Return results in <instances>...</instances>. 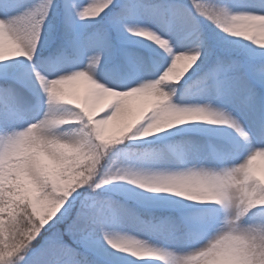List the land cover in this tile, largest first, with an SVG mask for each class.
Returning a JSON list of instances; mask_svg holds the SVG:
<instances>
[{"label": "clouds", "instance_id": "obj_1", "mask_svg": "<svg viewBox=\"0 0 264 264\" xmlns=\"http://www.w3.org/2000/svg\"><path fill=\"white\" fill-rule=\"evenodd\" d=\"M242 2L259 4L260 0ZM102 10L96 8L92 12L99 14ZM216 26L231 37L264 49V14L234 12ZM148 38L170 55L171 60L155 79L131 90L135 95L150 97L153 103L143 114L147 122L139 127L129 126L124 135L129 139L152 136L190 121L229 123L214 113L180 107L171 102L177 93L173 85L181 82L196 63L199 53H173L167 40L154 34ZM30 51V48L26 52L19 45L6 42L0 34V59L11 54L28 55ZM98 67L97 64L91 70L92 75L81 70L47 81L48 96L61 105V109L55 114L49 111L42 119L19 130L8 145L7 155L0 154V260L17 245L30 243L77 189L88 185L94 190L100 184L123 180L148 192L172 193L189 201L210 202L225 208L218 229L210 233L200 247L176 255L173 264H264V221L243 222L252 209L264 207V147L253 149L231 169L203 168L171 174L173 171L133 172L110 165L108 171L100 174L96 171L102 154L98 144L120 143L123 136L103 138L102 122H95L93 128L98 143L93 142L83 128L63 129L65 125L81 122L79 113L72 109L85 110L65 94V86L73 81L87 79L93 85V101L108 93L127 95L100 85L93 78ZM86 114L92 123L94 117L90 108ZM236 131L239 133V129ZM241 138H246V134ZM239 174L243 175L242 180L238 178ZM21 175L27 177V184L17 182ZM98 175L99 181L96 179ZM251 180L257 181L260 188L250 186ZM9 218L20 221L21 230L6 234L5 225ZM102 235L114 254H124L117 258L119 264L161 260L155 248L137 236L107 230ZM16 264H26L25 257L18 256Z\"/></svg>", "mask_w": 264, "mask_h": 264}, {"label": "snow or ice", "instance_id": "obj_2", "mask_svg": "<svg viewBox=\"0 0 264 264\" xmlns=\"http://www.w3.org/2000/svg\"><path fill=\"white\" fill-rule=\"evenodd\" d=\"M54 6L55 0H43L41 4L32 9L26 10L19 16L7 19L0 18V34H2L3 39L6 42L19 45L26 52H28L29 48L31 49L28 55L11 54L4 59H0V64L7 65L0 70V102H4L9 109V112L3 116L2 120H0V154L4 156L7 155L8 145H10L16 138L19 131L13 130L14 117L16 115V111L13 110L18 111L27 106L30 101L29 94L31 91H34L36 85L39 86L45 96L47 110L44 113V116L47 115L49 111L53 114L57 113L61 109V105H59L54 99L50 100L46 91L48 86L47 81L55 80L59 76H65L69 73L81 70L88 71L89 74L92 75L91 70L97 64L100 65L101 63L102 57L100 51L111 49L113 47V42L124 38V33L127 32L130 35L146 39L158 47L160 56L158 67H156L155 70L153 69L152 57H142L140 60L143 65V74L125 83H112L107 80L97 79L95 74L93 75V78L100 85H104L109 89H114L121 94L126 93L127 95H113L108 93L93 101L91 99V89L93 88V85L90 84L87 79L73 81H83L86 83L87 87L82 96L64 88L66 96L71 97L76 103H79L85 109L84 111H81L79 108L72 109V111L79 113L81 122L76 125L63 126L65 131L70 128H83L89 138L92 139L93 142L98 143L95 140L93 128L95 122H102L101 133L103 138L115 139L116 137L123 136L122 142L120 143H113L110 145L98 144V147L102 149V154L98 158L96 171L100 174L101 169L112 150L129 139L127 135H124L129 126L139 127L147 122V118L144 117L143 114L151 107L153 101L150 97L135 95L131 90L144 84L146 81L155 79L160 71L163 70V67H166L171 60V58H168L171 57L170 55L160 48L153 39L148 38L150 35L154 34L157 37L167 40L173 51L172 41L167 36L162 35L161 31L157 30V26H166L169 29L180 28L192 38L187 43L195 42L198 44L202 38L198 26V21L200 20L206 21L208 24L218 28L216 24L221 19L234 12L253 11L264 14V0H260L259 4L250 5L243 3L242 0H163V2L159 3L155 2V0H87V2L84 3H77V0H64L63 8L66 12V18L69 24H73L75 19L100 20L106 18L108 27L98 29L88 38L86 48L93 50L95 54L87 57L88 62L86 65H58L53 67L46 74H42L41 71L33 70L35 78V84H33L27 80L19 78L16 75L14 66L7 64V62L16 58H26L29 63H32L37 59V50L41 47L44 22L47 19L48 13ZM96 8H102L103 10L100 11L99 14H93L92 10ZM146 19L151 21L153 26L143 24L142 22ZM110 32L111 36L109 35ZM223 33L227 35V33ZM251 51L254 56L258 54L261 59L259 61L252 60L248 64H228L226 65V72L220 73L214 70L208 73L206 79L214 86V92L218 97L234 98L250 110L254 117L259 113V120L262 128L261 132H254L250 125L244 124L238 118L222 109H214L210 105L179 104L175 101L176 95L173 96L171 101L173 104L180 107L197 108L208 111L229 121V123L208 124H223L228 126L231 124L235 126L231 128L235 130L238 138L230 136L227 141L214 145L213 151L230 154L232 158L238 160V162L220 169H231L235 165L241 163L245 156L253 149L264 147V97L260 95L261 89H264V52H259L258 49L255 48H252ZM67 52L68 49H65V54ZM179 52L199 53L196 63L187 73L192 71L199 63H202L201 56L204 53L201 52L199 47L185 46L179 51H173V53ZM219 64L220 62H218V65ZM89 108L94 117L92 123L89 122V117L86 114ZM98 113L102 114L98 115ZM114 121L118 122L115 131L110 128V125ZM184 124L186 123L178 125ZM237 129H239V133L236 131ZM244 134H246V138L242 139L241 137ZM200 147L202 148L203 146ZM206 158V156H197L195 162L202 163ZM185 163H193V161H187ZM203 168L206 167H185L183 170L173 171L171 174H179L185 170L191 171L193 169ZM128 169L133 172H143L141 170ZM238 178L242 180L243 175L239 174ZM96 179L99 181L100 176L98 175ZM107 184L109 183L100 184L99 187H96L93 191H96L100 189L101 186ZM249 185L256 187L257 189L260 188V185L255 180L249 181ZM85 187L89 188L88 185H85L82 188ZM82 188L77 189V191L68 198L67 202L59 212H57L42 229L38 230V235H36L30 243L26 242L24 245H17L9 251L2 260H0V264H16L18 256H24L26 264H28L27 258L35 247L32 242L45 232L53 233L50 246L54 248L57 253H72L71 259L67 260L65 264H101L98 257L94 256L95 234L98 230L100 232L105 231V214L109 211L122 210L123 206L118 204L105 205L96 201H84L83 203H79V207H77L74 202L76 201V197L80 195V190ZM175 196L183 198L182 196ZM216 206V208L204 210L200 216L194 219L180 216L170 218L167 223L176 233H183L193 227H197L201 230L203 236L207 238L210 233L218 229L225 213L224 207H221L220 205ZM246 218L248 223L257 220L264 221V207L252 209L248 212ZM21 227L22 225L20 221L9 218L5 225L6 234L8 232L19 231L21 230ZM69 238L82 245L81 252H76L74 249L68 248L65 241ZM153 247L161 257L160 261H165L166 264H173L176 259L174 253L166 252L155 246ZM112 255L116 254L113 253ZM115 264H119L118 260L115 261Z\"/></svg>", "mask_w": 264, "mask_h": 264}, {"label": "rangeland", "instance_id": "obj_3", "mask_svg": "<svg viewBox=\"0 0 264 264\" xmlns=\"http://www.w3.org/2000/svg\"><path fill=\"white\" fill-rule=\"evenodd\" d=\"M43 0H0V18H11L21 15L23 10L32 9L35 6L41 4ZM87 0H77V3H84ZM157 3L163 2L156 1ZM64 0H55V6L48 13L47 19L44 22L43 33L41 37V47L38 48L37 59L29 63L26 58H16L12 61H8L7 64L14 66L16 75L20 78L26 76L28 79L35 81L33 70L41 71L42 74H46L53 67L58 65L77 64L84 66L87 64V57L95 53L86 48L88 38L94 32L87 29L96 24L100 20H79L75 19L73 24H69L66 18V12L63 8ZM55 21H59L63 26L75 29L78 36L72 44H62L58 52L48 51L50 45L54 42ZM206 32L210 35L209 41L216 42L218 36L215 35V31L208 28L206 21ZM139 23V22H137ZM145 25L153 26L151 21L144 20L142 22ZM198 26L201 34V40L197 44L187 43L192 38L187 35L186 32L180 28L169 29L166 26H157V30L161 31L162 35L167 36L173 45V51H179L182 47L192 45V47H199L201 52L205 42V29L201 21H198ZM212 27V26H211ZM213 28V27H212ZM111 36V32L109 33ZM228 39V36H224ZM208 38V35H207ZM206 38V39H207ZM227 41V40H226ZM229 43V41H227ZM226 47V46H222ZM237 48V47H234ZM65 49L68 52L65 54ZM258 49L259 52H264L262 49ZM47 51V52H45ZM102 57L101 63L95 71V76L100 80H107L112 83H125L131 79L143 74V65L140 58L152 57V67L155 70L160 62L158 47L146 39L130 35L127 32L124 33V38L118 39L113 42V47L108 50L100 51ZM248 56L257 58L259 55H253L252 51L248 52ZM122 59L129 63H132L133 70L131 74L126 75L119 67L117 59ZM169 59L171 57H168ZM245 64L240 58H232L231 64ZM7 65L0 64V70ZM195 69V68H194ZM193 69V70H194ZM192 70V71H193ZM190 71L186 74L189 77L192 73ZM215 71L220 73L226 72V66L219 68ZM206 78V77H205ZM204 78V79H205ZM207 80V79H206ZM87 85L83 81L73 82L70 85H66L69 91L76 93L77 95H83ZM177 89L175 101L179 104L190 105H210L214 109H222L232 116L238 118L244 124H247V112L241 108L237 100L234 98H220L214 92V86L207 80L206 84L197 85L192 89L178 91V87L173 85ZM30 105L38 112L43 118L44 113L47 110L45 102V96L39 89L31 91ZM260 95L264 97V89H261ZM207 100H210L208 102ZM208 102V103H207ZM16 111L14 117L13 130H21L32 121L24 114V111ZM9 112L6 104L0 102V120L3 116ZM102 113H98L100 115ZM250 119L256 124L258 128H261L259 113L254 117L250 114ZM118 122H112L110 128L115 131ZM230 136L238 135L235 130L228 125H211L203 121L188 122L184 125H178L172 128L168 134L157 133L149 137L135 138L136 141L142 143L156 142L162 138L168 137L174 139V151L180 153L182 157H177L175 154L167 151L163 146H147L133 158H130L131 154L125 150L122 152V157L129 159V167L134 170L141 171H180L185 167L197 166L206 167L212 169H220L222 167L231 166L233 163L238 162L234 160L230 154L220 151H213V141L225 142ZM205 139L206 141H204ZM213 140V141H212ZM200 146H203L202 148ZM129 152V153H128ZM197 156L207 158L202 163H196ZM187 161H193V163H185ZM122 189V196H109L105 200V205L118 204L123 206L122 210L109 211L108 220H104V225L107 226V231L115 232H127L133 236H137L140 239L146 241L152 246L160 248L166 252L174 253L175 255L186 254L198 247H200L206 240L201 230L197 227H193L183 233H176L172 230L167 221L170 218H176L179 216H185L189 219H194L202 214V212L209 208H216L217 206L210 202H192L187 201L184 198L177 197L171 193H142L140 188L136 185L129 184L127 181L118 180ZM20 184H27V177L21 175L17 180ZM30 194H34L31 192ZM157 211L160 213V217H154L153 213ZM154 217L153 221L147 222V219ZM248 224L247 218L243 221ZM109 225V226H108ZM105 230V228H104ZM95 250L94 256H97L101 261V264H115V261L119 256L124 254L115 253L114 250L106 244L103 239L102 232L99 230L95 234ZM69 249H74L76 252L82 251V245L68 246ZM71 252H65L58 254L52 259L48 260L47 264H65V262L71 259ZM28 264H43L46 256H42L36 253H31L28 256ZM137 264H166L165 261L160 260H147L138 261Z\"/></svg>", "mask_w": 264, "mask_h": 264}, {"label": "trees", "instance_id": "obj_4", "mask_svg": "<svg viewBox=\"0 0 264 264\" xmlns=\"http://www.w3.org/2000/svg\"><path fill=\"white\" fill-rule=\"evenodd\" d=\"M207 26H208V28L213 29L215 31V35L218 36V40L216 41L217 43H222V44L226 45V47H229V48L238 46V47H240V49L242 51L245 50V48L247 46V41H244L241 38H232L229 35H227L228 39H225L224 36L226 34H224L218 28H216L213 25H210L208 23H207ZM226 40L229 41V43H227ZM213 47H214L213 45L209 44V50H207L203 54V58L201 59L202 64H199L200 69H202V67H203L204 60H206L207 57L211 56V48H213ZM180 83H182V82H180ZM133 147H135V144L132 142L131 139H127L122 145L113 149L112 152L109 154L107 160L105 161V163L101 169V174L106 172L110 165L113 168L122 165L120 152L124 148H133ZM113 161H115L116 163L113 164L112 163ZM109 189H110V187H104V185L101 186V188L96 190V191H93L92 189L87 188V187L82 188L80 190V195H78L76 197V201L74 203H76L77 207H79V203H83L84 201H96V202L103 203L104 197L106 195L112 193V191ZM52 236H53V233H51V232H45V233H42L40 236H38L37 239L32 242L35 245V247L31 253H36V254H39L42 256L43 255L48 256V254H51V256H52L53 254H55L56 251L54 250V248H52L50 246V241H51ZM75 242L76 241H73L71 238H69L67 241H65V243H75ZM43 264H46V262H43Z\"/></svg>", "mask_w": 264, "mask_h": 264}, {"label": "bare ground", "instance_id": "obj_5", "mask_svg": "<svg viewBox=\"0 0 264 264\" xmlns=\"http://www.w3.org/2000/svg\"><path fill=\"white\" fill-rule=\"evenodd\" d=\"M24 12H25V10H23V12H21V14L24 13ZM186 47H187V46H186ZM188 47H192V45H188ZM91 52L95 53L93 50H91ZM20 78H21V79H24V80H27V81H29V82L35 84V81H33L32 79H28V77H26V76H21ZM35 89H39V86L36 85ZM30 93H31V92H30ZM207 101L210 102V100H207ZM208 102H207V103H208ZM239 103H240V102H239ZM239 105H242L241 108H242L243 110L246 109L245 111L247 112V123H248V125H250V126L252 127V129H253L254 132H257V133L261 132V129L258 128V127L256 126L255 122H254V124H253V123L250 124V122H253V120L249 118V117H250V114H251L250 110H248L243 104H239ZM22 110L24 111V114H25L27 117H29L30 119H32V121H38V120L42 119L41 115H39L38 112L35 111V110L32 108V106L30 105V101H29V103L27 104V106L24 107ZM114 122H117V121H114ZM114 122H113V123H114ZM203 140H205V139H203ZM219 143H220L219 141H214V145H217V144H219ZM221 143H222V142H221Z\"/></svg>", "mask_w": 264, "mask_h": 264}]
</instances>
